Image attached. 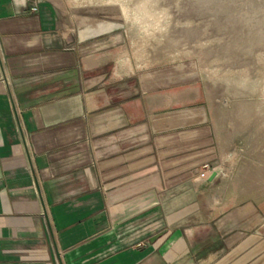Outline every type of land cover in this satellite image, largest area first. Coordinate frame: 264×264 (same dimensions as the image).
Masks as SVG:
<instances>
[{
    "label": "crops",
    "instance_id": "1",
    "mask_svg": "<svg viewBox=\"0 0 264 264\" xmlns=\"http://www.w3.org/2000/svg\"><path fill=\"white\" fill-rule=\"evenodd\" d=\"M86 29L56 0H0V264L236 254L246 240L205 202L220 158L207 108L172 74L100 69Z\"/></svg>",
    "mask_w": 264,
    "mask_h": 264
},
{
    "label": "rangeland",
    "instance_id": "2",
    "mask_svg": "<svg viewBox=\"0 0 264 264\" xmlns=\"http://www.w3.org/2000/svg\"><path fill=\"white\" fill-rule=\"evenodd\" d=\"M56 1L102 44L100 69L172 74L207 108L220 158L205 202L246 240L207 264H264V0Z\"/></svg>",
    "mask_w": 264,
    "mask_h": 264
},
{
    "label": "built area",
    "instance_id": "3",
    "mask_svg": "<svg viewBox=\"0 0 264 264\" xmlns=\"http://www.w3.org/2000/svg\"><path fill=\"white\" fill-rule=\"evenodd\" d=\"M31 10H32V11H37V7H36V6H33V7L31 8ZM201 176H204V174L201 173Z\"/></svg>",
    "mask_w": 264,
    "mask_h": 264
},
{
    "label": "water",
    "instance_id": "4",
    "mask_svg": "<svg viewBox=\"0 0 264 264\" xmlns=\"http://www.w3.org/2000/svg\"><path fill=\"white\" fill-rule=\"evenodd\" d=\"M214 176H215V172H213V173L211 174V176L209 177V181H211V180L213 179Z\"/></svg>",
    "mask_w": 264,
    "mask_h": 264
}]
</instances>
